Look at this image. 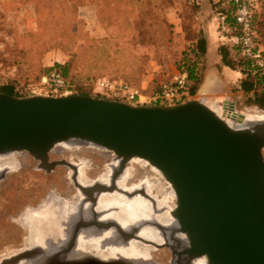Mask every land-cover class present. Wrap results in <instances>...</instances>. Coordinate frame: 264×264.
<instances>
[{"label": "water", "instance_id": "obj_1", "mask_svg": "<svg viewBox=\"0 0 264 264\" xmlns=\"http://www.w3.org/2000/svg\"><path fill=\"white\" fill-rule=\"evenodd\" d=\"M201 90L197 98L176 107L0 94V156L27 153L39 170L49 173L71 167L65 161L48 162L55 146H92L119 159V171L132 159L147 162L171 186L175 200L170 224L153 220L128 229L114 222L100 226V233L115 229L114 241L123 245L138 241L145 257L100 259L79 251L83 227L77 222L65 239L45 238L43 247L23 248L0 264H159L147 250L163 248L171 254L169 264L201 259L204 264H264V119L233 128L214 108L228 107L237 115L234 105H218ZM4 180L1 175L0 183ZM99 188L89 196L105 189ZM146 225L158 233V242L139 236Z\"/></svg>", "mask_w": 264, "mask_h": 264}, {"label": "rangeland", "instance_id": "obj_2", "mask_svg": "<svg viewBox=\"0 0 264 264\" xmlns=\"http://www.w3.org/2000/svg\"><path fill=\"white\" fill-rule=\"evenodd\" d=\"M13 1L11 0L10 5ZM173 1L175 0H122L118 4H105L102 0H60L58 8L61 12L57 25L41 29V18L35 15L32 8H24L16 15L11 14L5 10L3 0V11L0 12L1 81L3 84H16L29 97L47 96L49 91L40 86L43 70L55 64H67L69 76L76 85L75 90L72 95L53 97L86 94L91 98L110 100L109 96L95 94V84L102 79L136 88L141 85L140 79L148 78L152 80L149 85L156 89L160 83L151 76L157 73V64L168 62L167 53L160 44L168 39L161 19L164 8L173 5ZM229 1L231 0H218L224 5ZM189 2L192 3V0ZM259 8L264 9V6L259 5ZM41 11L45 13V10ZM186 18L192 25V12ZM263 24L264 21L258 19L259 29H264ZM61 35L64 37L61 41L66 45L65 48L42 55V44L49 39L60 38ZM190 50L180 53L175 51L174 58L169 59L176 70ZM94 77L96 78L93 79ZM235 102L238 103L235 107L237 115H233L228 107L226 110L214 109L233 115V119H240V116H264V110L248 106L246 99L237 98ZM85 159L99 164L89 156ZM17 161L21 164L17 169L0 171V176H5V180L0 183V260L27 248L23 242L24 228L16 221L26 207L36 209L44 198L39 200L46 197L45 192L54 190L52 192L64 194L67 187L71 186L69 175L65 178L68 170L63 166L47 173L39 170V163L29 155L20 157ZM58 161L77 163L69 160L68 153L49 155V163ZM86 173L90 179L97 175L93 168L87 169ZM133 177L135 184L143 177L150 180L153 178L139 170ZM151 183L155 187L151 192L152 196L162 204L157 215L165 214L168 207L173 210L175 200H170L166 186L162 191L158 180L154 183L152 180ZM73 194L76 195L75 192ZM82 200L78 198L79 205ZM147 252L156 263L169 264L171 254L168 249Z\"/></svg>", "mask_w": 264, "mask_h": 264}, {"label": "bare ground", "instance_id": "obj_3", "mask_svg": "<svg viewBox=\"0 0 264 264\" xmlns=\"http://www.w3.org/2000/svg\"><path fill=\"white\" fill-rule=\"evenodd\" d=\"M215 112L221 116L230 126L233 128H247L250 122L263 120L264 118L259 117H246L244 120H240L239 117L233 119V115L224 113L221 109H214ZM68 153L70 161H77L80 163V181H84L88 183L91 180L88 175H85L87 169L93 168L96 170L97 175L94 176L93 179L100 180L105 182L109 175L110 171L117 166L118 169L121 170V161L117 159L111 152L103 151L92 146H85L81 144H60L55 146L51 152L50 156H60L61 154ZM91 154L92 156L88 155ZM27 153H13L4 156H0V171L2 169H17L20 167L18 163V158H23ZM93 158L95 161L99 162V164H93L90 162L91 160L85 159L86 157ZM78 157H82L79 159ZM84 157V158H83ZM67 163V162H66ZM70 164V163H69ZM127 165V166H126ZM127 170L123 177L120 178L118 185L125 187H139L145 186L148 194L152 192L155 188L152 185L151 181L158 180L162 191L164 190V186L168 190V195L170 200L174 201V194L172 192L171 186L165 182L161 174L151 167L147 162L139 159H132L128 163H126ZM74 174L77 172V168L71 165L69 167ZM123 169V168H122ZM117 171L115 175L112 177L113 180L122 172ZM143 171L146 172L147 175H150L152 180L143 177L141 182L138 184L130 185L129 180L135 172ZM138 173V172H137ZM96 174V173H95ZM74 183L76 184V180L73 178ZM106 184V183H105ZM77 185V184H76ZM156 186V185H155ZM100 187H104L105 189L97 194L98 199L100 198L97 206V211L99 212H108L112 208H117L116 212H113L109 215H104L101 219L105 220H114L116 221L121 228L128 229L134 224L139 222L146 221H159L160 223L170 224L173 222L172 217L170 216L172 209L168 207L167 212L160 216H155L151 212L150 205L142 199L136 198L132 201H124L115 197L116 195H111L112 191H108V186L100 185ZM99 185L95 186V189H98ZM85 189V188H84ZM87 189V188H86ZM82 190V189H81ZM82 192V191H81ZM87 192L86 190L82 193ZM166 194V193H165ZM102 196V197H101ZM166 197V195H164ZM64 198V197H63ZM66 201H64L61 197H56L53 194L48 193V196L40 203L39 207H37L35 212L32 209H27L22 215L21 218L18 219V223L24 225V244L27 248H32L35 246H42L45 238H50V240L56 239V241H60L65 239L66 234L68 233V227L78 218V201L75 197L69 198L66 196ZM155 199V198H154ZM166 198H164L165 200ZM158 208L162 207V204L155 199ZM95 203V202H94ZM175 203V202H174ZM174 205V204H173ZM164 207V206H163ZM171 207V206H170ZM174 207V206H173ZM34 212V213H33ZM83 213V212H82ZM86 213V212H85ZM84 214V213H83ZM36 216L37 218L34 219ZM87 215V214H86ZM89 215V214H88ZM86 219V218H85ZM77 227H83L79 233L78 241H77V249L81 252L92 253L93 256H96L100 259H110L116 258V256L123 255L127 258H133L136 256L145 257L140 253V244L136 240H132L134 243H130L123 245L121 242L114 241V233L108 232L106 230L102 231L103 233H96L94 231H85V228L91 229L96 228L98 231L101 225L106 223L99 222H85L79 219L77 223ZM85 229V230H83ZM112 229V228H111ZM110 229V230H111ZM88 230V229H87ZM93 230V229H92ZM115 230V229H114ZM158 233L153 231V229L149 227H143L139 233L141 238L146 240L156 241L158 242ZM143 259V258H142ZM25 264V263H20ZM194 264H204V261L198 260Z\"/></svg>", "mask_w": 264, "mask_h": 264}, {"label": "crops", "instance_id": "obj_4", "mask_svg": "<svg viewBox=\"0 0 264 264\" xmlns=\"http://www.w3.org/2000/svg\"><path fill=\"white\" fill-rule=\"evenodd\" d=\"M2 3L3 0H0L1 13ZM259 5L263 7L264 0H257V23L258 19L264 21V9L259 8ZM222 7L229 8L227 3L224 5L218 0H192V3L189 0H175L173 5L164 8L161 21L168 39L160 44L167 53L168 62L157 64V73H153L151 77L158 79L160 85L169 81L177 72L169 61L170 58H174L175 51L180 53L186 49H196L201 45L203 49L200 60L201 80L192 98H197L198 90L202 88L201 92L208 100L215 101L218 105L228 102L236 107L238 103L235 100L246 99L247 96L240 91L243 78L240 72L231 70L223 61V53L226 55V60H237V34L232 18L230 16L227 18L224 13L226 11ZM190 12L193 17L192 25L186 18ZM257 28L260 48L264 51V29L262 27L259 29L258 25ZM139 81L141 85L136 87L137 89L152 92L159 87L158 85L154 89L150 86L152 80L148 78ZM1 85L4 84L0 77Z\"/></svg>", "mask_w": 264, "mask_h": 264}, {"label": "built area", "instance_id": "obj_5", "mask_svg": "<svg viewBox=\"0 0 264 264\" xmlns=\"http://www.w3.org/2000/svg\"><path fill=\"white\" fill-rule=\"evenodd\" d=\"M256 10V0H235L233 20L237 34V60H244L252 71L264 75V51L260 48L258 39ZM40 86L54 96L72 95L75 90L70 79L57 71H51L42 77ZM191 87L189 72L182 68L177 70L169 81L162 83L152 92L106 80L97 81L94 91L97 95L109 96L108 99L112 101L123 102L133 107H176L192 99Z\"/></svg>", "mask_w": 264, "mask_h": 264}, {"label": "trees", "instance_id": "obj_6", "mask_svg": "<svg viewBox=\"0 0 264 264\" xmlns=\"http://www.w3.org/2000/svg\"><path fill=\"white\" fill-rule=\"evenodd\" d=\"M10 2L11 0H4L5 10L10 12L11 14L16 15L24 8H32L35 15H37L38 17L40 16L41 18V29L57 25L58 23L57 20L60 17L59 13L61 12V10L58 8L60 0H14L11 5ZM102 2H104L105 4H118L122 2V0H102ZM227 4L229 8L227 9L226 7H222V9L226 11L224 13L227 18L230 16L233 20L235 0H231ZM41 10H45V13H43ZM257 24L258 23L256 22V27ZM62 39H64V37L62 38L61 35L60 38H52L43 43L41 54L45 55L54 50L65 48L66 45L63 44V42L61 41ZM202 53L203 49L201 45H199V47L196 49H191L182 60V62L177 66V70L185 68L189 72L190 80L192 82V87L190 89L191 96L195 95V91L201 80L200 60L202 57ZM226 53L229 55L227 51ZM223 61L225 63V66L229 67L231 70L240 72V74L242 75L243 78L240 85V91L247 96L246 103L248 104V106L256 107L259 110H264V75H262L260 72L252 71L250 65L242 59H238L236 61L231 59H229V61L226 60V55L224 53ZM68 69L69 67L67 64H55L54 66L45 68L40 79L51 71H57L60 72L65 78L70 79L71 83L76 86L72 78L69 76ZM95 78L96 77H94L93 79ZM0 94H5L14 98H26L30 96H27V94H23V92L20 91V88L13 83L1 85ZM47 96L54 95L52 93H48ZM82 96L88 97L86 94Z\"/></svg>", "mask_w": 264, "mask_h": 264}, {"label": "flooded vegetation", "instance_id": "obj_7", "mask_svg": "<svg viewBox=\"0 0 264 264\" xmlns=\"http://www.w3.org/2000/svg\"><path fill=\"white\" fill-rule=\"evenodd\" d=\"M70 164L72 166H74L75 168H77V172H76V174H74L73 171H71L69 168H66L65 167L66 170H68V173L66 174L65 178H67V175H69V182H70V185H71V186L67 187V191L64 194H57L56 192H52L54 190L48 191L49 193L51 192V194H53L56 197H58V196L61 197L64 201L67 200L66 199V196H69V198H72V197H75L76 196L75 197L76 200H78V198H80V199L82 198L83 199L81 205H79V203H78V218L76 220H74V222L71 224L70 227H68V232H70L72 230V228L74 227V225L77 222H79V219H81V220H83V221H85L87 223L92 222V221L99 222V223H104V222L105 223H112V222H114L115 224H117L121 228V226L116 221H114V220H105V221H102L101 218L104 215H109L110 212L111 213L116 212L117 211V208H112L108 212H103V213L97 211V206H98V202H99L100 198L98 199L97 194H94V196H91V195L89 196V192H93L94 191V193H95L96 191H98V189H101V188L95 189V186L96 185H99V186L100 185L108 186L109 188H113L114 187L115 190L112 191L113 193H111V195H116L115 197H117L119 199H122L124 201H132V200H134L136 198L145 200L150 205L152 214L155 215V216H160L159 214L157 215V212L159 211L160 208H158V206H157V203H156V201L154 199L155 197L152 196L151 192H150V194L147 193V191L145 189L146 187L144 185L143 186L141 185L139 187L136 186V187H132V188L125 187V186H119L118 185V182H119L120 178L123 177L124 174L126 173V170H127L126 166L127 165L124 166V168L122 169V172L115 178V180H113L112 177L119 170L118 169V163H117V166L110 171V175H109L108 179L105 182H102V181L97 180V179H91V180L88 181V183H85L84 181H80V178H79L80 168H81L80 165L81 164L78 163V162L77 163L73 162V163H70ZM20 166H21V164H20ZM69 170H70V173H69ZM85 175H87V173H85ZM134 175L135 174H133L132 177H130V180H129L130 185L135 184V182L133 180V178H134L133 176ZM73 178L76 180V184L77 185L74 183ZM140 182H141V180L138 182V184ZM109 188H108V190H110ZM85 190L87 192L82 193ZM48 192H45V194H44V195H46V197L48 196V194H47ZM72 192H75L76 195H74V194L72 195ZM46 197L43 196L39 201H41L43 198L45 199ZM93 199H95V201ZM27 209H32V208L26 207V209L23 211V213ZM32 210H34V209H32ZM35 211L36 210H34V212ZM23 213H21L18 216V218L16 219V221H18V219L21 218V215ZM31 217H34V219L37 218L35 215L34 216H31ZM11 221L13 222V219ZM146 222H149V221H146ZM18 224L21 227H23L24 228V231H25L24 225H21L20 223H18ZM145 227H149V228L153 229L150 225L149 226L146 225ZM85 231H94L96 233H100L96 228H91V229H88V230H85ZM108 232L115 233V230L114 229H111ZM101 233H103V232H101ZM130 243H134V242L132 241Z\"/></svg>", "mask_w": 264, "mask_h": 264}]
</instances>
